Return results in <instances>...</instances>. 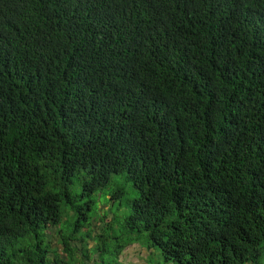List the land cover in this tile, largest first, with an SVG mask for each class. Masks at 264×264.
I'll use <instances>...</instances> for the list:
<instances>
[{
	"label": "trees",
	"instance_id": "trees-1",
	"mask_svg": "<svg viewBox=\"0 0 264 264\" xmlns=\"http://www.w3.org/2000/svg\"><path fill=\"white\" fill-rule=\"evenodd\" d=\"M117 175L137 195L105 263L58 226ZM140 241L264 264V0H0V264Z\"/></svg>",
	"mask_w": 264,
	"mask_h": 264
},
{
	"label": "rangeland",
	"instance_id": "rangeland-1",
	"mask_svg": "<svg viewBox=\"0 0 264 264\" xmlns=\"http://www.w3.org/2000/svg\"><path fill=\"white\" fill-rule=\"evenodd\" d=\"M122 190V194H118L117 197L111 201V197L116 191ZM71 191L74 195L79 194V190L76 184L71 186ZM136 191L132 187L130 182H127L123 175L114 176L110 184L103 190L98 191L91 196L92 204L85 206L87 221L83 222V219L76 221L75 214L71 216V212L68 208L63 210V219L58 226L65 235H71L74 230H77L73 234L76 239H82V243L87 247H97L102 252V258L105 263H111L114 260L113 250L117 245L124 246L127 243L129 235H126L123 231L124 221L130 214V203L136 197ZM89 199H77L76 205L84 206ZM89 207V210L88 208ZM65 211V212H64ZM69 211V213H68ZM68 213V214H67ZM82 224L80 228H76L77 224ZM107 225L106 228H104ZM93 229V230H92ZM89 230L94 231L92 238H86L90 234ZM55 229H48L46 236L51 247L61 251V247L58 244V239L55 236ZM98 238L94 235L98 234ZM144 241H140L134 245H130L123 250L119 255L118 260L122 264H177L174 262L164 263L159 251L151 247L146 250L147 245H142ZM151 254V255H150ZM150 255V256H149ZM91 258H98L96 254L91 255Z\"/></svg>",
	"mask_w": 264,
	"mask_h": 264
}]
</instances>
